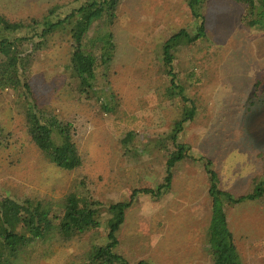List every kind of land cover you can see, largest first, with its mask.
Instances as JSON below:
<instances>
[{"label": "rangeland", "instance_id": "1", "mask_svg": "<svg viewBox=\"0 0 264 264\" xmlns=\"http://www.w3.org/2000/svg\"><path fill=\"white\" fill-rule=\"evenodd\" d=\"M82 1L0 0V14L11 21L40 17L58 5L62 16ZM116 13L109 79L119 98L117 114H104L95 101L79 103L69 94L59 70L64 43L38 55L30 75L40 103L76 127L80 168L64 170L45 159L25 133L17 97L0 91V196L53 200L82 186L84 195L108 215L107 207L128 202L134 189L162 182L165 156L154 144L170 130L178 110L164 94L168 77L159 64L160 48L169 36L182 28L191 32L200 20L191 17L186 0H121ZM201 13L204 40L183 47L174 63L182 81L192 75L185 91L197 114L178 140L193 156L210 158L220 188L238 196L252 189L253 178L264 175V100L252 97L253 82L264 73V31L243 25L244 8L232 0H208ZM118 115L130 123L115 127ZM129 127L135 130L137 151L126 153L120 138ZM210 213L203 163L183 160L173 168L168 193L159 198L138 193L131 201L114 252L129 264H211L206 235ZM226 215L242 262L264 264V205L229 203ZM99 233L105 235L106 227ZM94 234L52 240L30 264H63L67 257L81 256L102 239Z\"/></svg>", "mask_w": 264, "mask_h": 264}, {"label": "trees", "instance_id": "2", "mask_svg": "<svg viewBox=\"0 0 264 264\" xmlns=\"http://www.w3.org/2000/svg\"><path fill=\"white\" fill-rule=\"evenodd\" d=\"M121 0H83L77 7L60 15V7H50L40 17L11 21L0 14V91L15 94L20 106L25 133L29 141L55 166L72 171L81 167L82 156L75 141L76 127L71 121L58 119L36 96L30 75L36 57L51 46L64 43L65 59L59 65L66 77L65 86L74 100L95 101L104 114L119 112V98L110 89L109 67L114 59L116 43L113 27ZM208 0H186L190 15L200 20L189 32L180 29L161 45L159 64L168 77L164 94L178 110L170 130L156 140L154 147L165 156L164 176L154 187L134 189L128 202H116L101 212L102 205L92 202L80 191H68L59 199L30 196H0V264H30L46 253L52 240L63 242L80 238L87 232L101 237L81 256L67 257L63 264H129L114 252L118 244L116 233L125 221L126 211L138 193L159 198L171 189L173 168L183 160L202 162L207 182L211 213L207 226V244L211 264H245L242 262L233 234L228 227L227 204L244 200L260 201L264 205V175L253 178L252 189L234 196L219 185V173L214 162L204 155H192L187 144L178 138L185 124L193 121L196 108L186 95V83L175 73L174 63L183 47L201 43L205 36V21L201 8ZM244 8L240 22L248 28L264 31V0H232ZM62 47V46H61ZM252 97L264 100V73L253 82ZM263 97V98H262ZM130 121L118 115L114 126ZM118 134L121 130L117 129ZM135 130L129 127L120 138L124 152H134ZM264 157V156H263ZM264 168V165H263ZM100 205V207H99ZM102 215V217H101ZM106 227L105 235L99 233ZM47 246V247H44ZM135 264H153L140 260Z\"/></svg>", "mask_w": 264, "mask_h": 264}]
</instances>
